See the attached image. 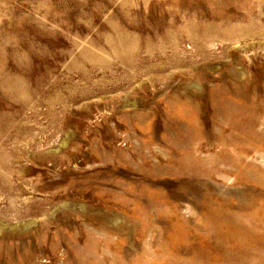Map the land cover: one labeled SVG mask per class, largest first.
Listing matches in <instances>:
<instances>
[{
    "label": "rangeland",
    "instance_id": "obj_1",
    "mask_svg": "<svg viewBox=\"0 0 264 264\" xmlns=\"http://www.w3.org/2000/svg\"><path fill=\"white\" fill-rule=\"evenodd\" d=\"M0 264H264V0H0Z\"/></svg>",
    "mask_w": 264,
    "mask_h": 264
}]
</instances>
